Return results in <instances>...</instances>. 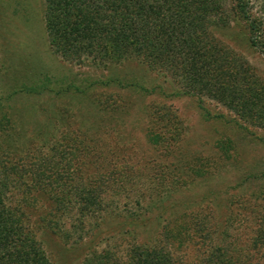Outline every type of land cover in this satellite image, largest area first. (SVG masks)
<instances>
[{
    "label": "rangeland",
    "instance_id": "1",
    "mask_svg": "<svg viewBox=\"0 0 264 264\" xmlns=\"http://www.w3.org/2000/svg\"><path fill=\"white\" fill-rule=\"evenodd\" d=\"M262 2L251 0L253 15ZM213 35L264 87V53L245 24L216 22ZM107 79L121 88L98 89L102 98L133 85V113L80 127L87 99L58 90ZM178 89L134 60L65 61L48 45L44 0H0V182L52 264H81L90 251L121 262L135 245L163 247L175 264H213L210 253L264 264V115ZM53 105L68 109L56 108L58 125L30 112Z\"/></svg>",
    "mask_w": 264,
    "mask_h": 264
},
{
    "label": "trees",
    "instance_id": "2",
    "mask_svg": "<svg viewBox=\"0 0 264 264\" xmlns=\"http://www.w3.org/2000/svg\"><path fill=\"white\" fill-rule=\"evenodd\" d=\"M261 6L262 13L255 16L251 0H44V27L51 51L65 61L107 68L134 60L176 83L178 94L205 95L237 111L264 115V87H257L244 62L213 35L216 22L238 19L245 24L249 44L264 53V0ZM111 87L121 88L120 82H91L74 91L67 85L58 94L77 92L81 94L78 98L87 99L90 115L77 111L84 120L80 127L92 129L112 122L114 115H131L136 107L133 85L113 98L97 93ZM88 90L91 94L87 96ZM143 96L146 98V92ZM56 108H32L30 112L41 115L43 124L58 125L64 117ZM229 142L219 140L217 147L227 153ZM4 186L0 182V264H52L42 253L35 230L22 220V213L7 206ZM173 236L185 237L182 231ZM255 240L259 243L260 236ZM127 254L119 262L112 255L90 251L81 264H175L169 250L154 245H135ZM213 256L208 254L207 261L232 264L230 257Z\"/></svg>",
    "mask_w": 264,
    "mask_h": 264
}]
</instances>
